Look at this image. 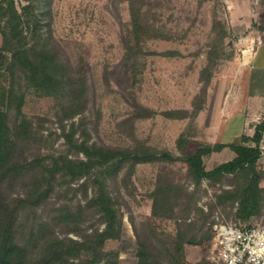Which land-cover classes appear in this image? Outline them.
<instances>
[{
    "label": "rangeland",
    "instance_id": "1",
    "mask_svg": "<svg viewBox=\"0 0 264 264\" xmlns=\"http://www.w3.org/2000/svg\"><path fill=\"white\" fill-rule=\"evenodd\" d=\"M7 3L0 0V112L13 143L29 127L33 133L29 146L4 154L9 167L38 157L87 161L76 144L117 150L114 161H123L102 177L59 171L39 201L30 174L8 175L0 231L21 258L45 264L54 238L96 242L106 227L97 181L121 227L91 256L69 247L51 264H139V239L150 264H210L215 225L264 223V163L255 175L208 179L187 164L199 150L240 142L221 144L227 138L211 129L243 57L264 43V0H13L20 17ZM23 43L28 61L22 57L13 77L8 66ZM211 155L203 158L207 171ZM174 244L183 254L175 256Z\"/></svg>",
    "mask_w": 264,
    "mask_h": 264
},
{
    "label": "trees",
    "instance_id": "2",
    "mask_svg": "<svg viewBox=\"0 0 264 264\" xmlns=\"http://www.w3.org/2000/svg\"><path fill=\"white\" fill-rule=\"evenodd\" d=\"M7 8L5 9L10 10L11 14L16 17H20L17 9L14 6L13 0H7ZM1 11H4V8L1 7ZM9 40H7L8 42ZM6 44V43H5ZM8 52L5 49L1 50V52ZM20 52V50H19ZM18 51H15L13 53V59L11 64L8 66L10 73L13 77L16 76V71L12 68H16L18 65H23L22 57L25 58V61L27 60V55L29 53V50L25 47V44H22L21 48V54H17ZM40 55L34 56L31 60V65L36 67L38 64H36L38 61L37 59L40 58ZM2 56V55H1ZM4 56H2V62L1 66H4ZM7 61V60H6ZM25 65V64H24ZM65 70V68H63ZM36 71H31V74H33ZM7 115L6 113L0 112V183L9 175H27L30 174L34 181L32 182V189L30 190L31 196L36 198L39 201V198L41 197L43 199H46L49 196V188H48V180L52 179L53 176L59 172L64 171L63 174L66 176L71 175L72 177L76 178L77 176H82L85 174V176H88V173L92 170H95L97 172L101 173V177L103 176V173L110 174L113 172H116L118 169L121 168L122 162L120 161H114L113 154L117 153V150L114 149H99L96 147V145H93L91 147L86 146L85 144H79L74 145L75 149L80 150L85 157L87 158V161H71L68 159L67 155L64 157H51V158H41L38 157L35 160L27 161L24 160L22 164L20 165H14L12 167H9L8 163L6 162L5 156L12 155L10 150L15 147L17 148L20 143H25L26 146H29L32 142V136L33 133L31 132V128L29 127L27 131H24L21 135H19L15 142H12V139H10L9 135V126L7 122ZM264 131V123L257 127V132L253 139H249L247 137L243 138V142L250 143L251 141L255 143V147H250L247 145H239V146H231V149L237 154V158H235L233 161L221 164L217 166L215 169L211 171H207L203 165V158L205 156H208L212 154L213 152H219L221 151L225 146L224 145H218L214 148H211L210 150H199L195 154L191 155L187 159V164L193 171V173L199 178V179H208L213 176H223L226 174H234L236 172L242 171V170H248L250 173L254 174L257 172V169H260L261 167H258V161L261 157V149H260V138L262 135V132ZM23 147L22 149H24ZM21 149V150H22ZM5 154V156H4ZM162 156V155H161ZM137 159H140L139 161L142 162L143 159L140 158V156H136ZM49 160V162H47ZM138 161V162H139ZM57 163H60L58 166ZM6 167L8 169H6ZM49 174V175H47ZM82 174V175H80ZM97 178V175L95 179ZM105 178V177H103ZM46 184L47 188L44 186ZM100 185L101 188L102 185L97 181L94 182V185ZM100 188L95 193V201L96 203L104 206L103 214L101 215L102 218H105L106 227L101 232H98L97 234V240L94 243H91V246H88L90 243H79L74 240L68 239L66 240L65 244H62L59 239H52L46 243V250L49 253V256L46 259H42V263L45 264H51L50 260L51 258H54L58 255H60L61 252H63L65 249H68L69 247L79 249L82 248V250H88L87 257L91 256V251H97L99 248L104 244L106 239L111 238V232H113L115 229H119L121 227V223H117L116 217L114 216V213L116 212L112 207V199L107 195H101ZM39 194V197H38ZM246 210V209H245ZM248 215L251 214L250 211H246ZM4 214V211L0 209V217ZM3 224V222H2ZM5 226V224H3ZM10 231H13L12 229H9ZM0 236L2 237L0 240V264H30L28 261L24 260V258L19 256V252L17 249L16 244H14V241H12L9 238V234L5 233L4 231H0ZM189 244H192L191 242H187ZM187 243H183L187 244ZM62 244V247H60ZM44 249V250H45ZM146 245L144 242H142L141 239H139V251L137 253L138 258L140 259L139 264H150V256L148 255L146 251ZM175 256H179V254H183L182 250L183 247L181 244L175 245ZM81 250V251H82ZM91 250V251H90ZM46 252V251H45ZM51 252V253H50ZM50 261V262H49ZM85 262L89 263V259L85 260ZM177 263V262H176ZM36 264V263H34ZM92 264V263H89ZM99 264V262H97ZM106 264V263H105ZM112 264V263H107ZM115 264V263H113ZM154 264V263H153ZM156 264V263H155Z\"/></svg>",
    "mask_w": 264,
    "mask_h": 264
},
{
    "label": "crops",
    "instance_id": "3",
    "mask_svg": "<svg viewBox=\"0 0 264 264\" xmlns=\"http://www.w3.org/2000/svg\"><path fill=\"white\" fill-rule=\"evenodd\" d=\"M243 58L245 62L240 69L242 75L237 79V85L233 84L231 92L225 95L223 107L217 115L219 116L218 124L211 130L217 132L214 133L218 134L217 137L222 134L227 138L226 141L222 140L221 144H233L241 138L240 142L234 146L255 147V143L251 141L247 144L243 142V138L253 139L257 127L264 123V43L258 46L253 54ZM222 115L228 116L227 119L222 120ZM229 135H232L230 141H228ZM259 145L262 154L258 165L264 163V131ZM235 158L237 154L231 149V145H226L221 151L213 152L210 156L214 169Z\"/></svg>",
    "mask_w": 264,
    "mask_h": 264
},
{
    "label": "built area",
    "instance_id": "4",
    "mask_svg": "<svg viewBox=\"0 0 264 264\" xmlns=\"http://www.w3.org/2000/svg\"><path fill=\"white\" fill-rule=\"evenodd\" d=\"M208 259L210 264H264V223L215 225Z\"/></svg>",
    "mask_w": 264,
    "mask_h": 264
}]
</instances>
